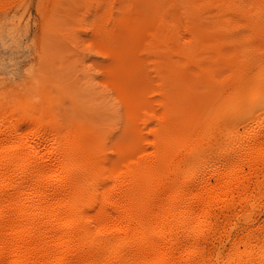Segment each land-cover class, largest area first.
Listing matches in <instances>:
<instances>
[{"label":"bare ground","instance_id":"1","mask_svg":"<svg viewBox=\"0 0 264 264\" xmlns=\"http://www.w3.org/2000/svg\"><path fill=\"white\" fill-rule=\"evenodd\" d=\"M125 1L115 11L137 13L134 40L119 39L131 30L112 13L100 33L131 99L146 76L142 39L171 53L161 129L146 140L131 125L115 160L69 139L41 158L45 135L3 122L0 264H264V223L252 217L264 199V0ZM7 25L14 35L29 21ZM177 79L203 96L185 117Z\"/></svg>","mask_w":264,"mask_h":264},{"label":"rangeland","instance_id":"2","mask_svg":"<svg viewBox=\"0 0 264 264\" xmlns=\"http://www.w3.org/2000/svg\"><path fill=\"white\" fill-rule=\"evenodd\" d=\"M123 3L126 1L118 0L113 6L109 0H0V126H13L23 119L28 123L24 129L29 131V139L45 135L46 146L39 157L51 152L56 140L69 139L115 160L131 125L137 124L146 140L154 138L153 130L161 129L165 93L172 90L167 69L171 53H165V45L151 37L142 39L140 65L146 76L142 92L131 99L126 72L116 64L100 33L104 18L112 13L118 31L129 34L131 30L129 38L119 39L134 40L137 13L130 6L123 15L116 12ZM15 15L29 25L13 35L7 22ZM174 83L179 116L195 113L201 93L195 87L184 88L179 79ZM23 85L29 87V94L21 90ZM207 86L206 82L201 90ZM152 114L154 118H150ZM146 148L152 150L150 145ZM201 162L205 161L198 164ZM257 205L253 221L262 224L264 199ZM241 228L235 226L234 233Z\"/></svg>","mask_w":264,"mask_h":264}]
</instances>
